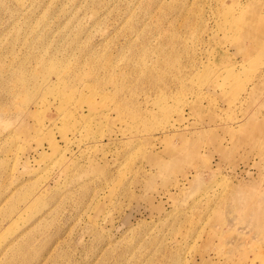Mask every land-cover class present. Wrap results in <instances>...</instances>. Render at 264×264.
Instances as JSON below:
<instances>
[{
  "label": "rangeland",
  "instance_id": "1",
  "mask_svg": "<svg viewBox=\"0 0 264 264\" xmlns=\"http://www.w3.org/2000/svg\"><path fill=\"white\" fill-rule=\"evenodd\" d=\"M0 264H264V0H0Z\"/></svg>",
  "mask_w": 264,
  "mask_h": 264
}]
</instances>
